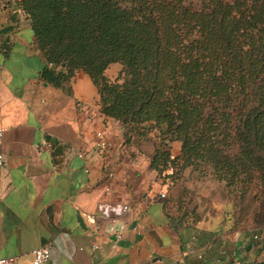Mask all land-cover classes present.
Returning <instances> with one entry per match:
<instances>
[{
  "label": "trees",
  "instance_id": "trees-1",
  "mask_svg": "<svg viewBox=\"0 0 264 264\" xmlns=\"http://www.w3.org/2000/svg\"><path fill=\"white\" fill-rule=\"evenodd\" d=\"M19 6L49 83L60 87L84 71L98 88L102 115L125 127L127 143L160 135L150 167L165 176L163 185L208 165L228 189L257 180L264 189V0H19ZM116 63L123 71L112 81L106 71ZM176 142L182 146L174 157L168 147ZM177 213L180 223L198 224Z\"/></svg>",
  "mask_w": 264,
  "mask_h": 264
},
{
  "label": "crops",
  "instance_id": "crops-1",
  "mask_svg": "<svg viewBox=\"0 0 264 264\" xmlns=\"http://www.w3.org/2000/svg\"><path fill=\"white\" fill-rule=\"evenodd\" d=\"M0 39V256L31 264L32 252L50 245L52 264H246L259 257L262 250L246 246L247 228L176 219L160 197L166 189L150 167V145L127 143L125 127L102 115L88 74L78 71L60 87L44 78L48 64L19 0H0ZM111 66L106 76L114 81L119 69ZM98 131L112 144L103 154ZM114 202L133 207L121 239L100 217Z\"/></svg>",
  "mask_w": 264,
  "mask_h": 264
},
{
  "label": "rangeland",
  "instance_id": "rangeland-1",
  "mask_svg": "<svg viewBox=\"0 0 264 264\" xmlns=\"http://www.w3.org/2000/svg\"><path fill=\"white\" fill-rule=\"evenodd\" d=\"M113 67L119 69L111 73L116 80L122 74L123 65L116 63L111 66ZM151 136V142L147 143L152 153H148L149 151L144 146L149 156L155 150L152 141L155 140L158 144L161 142L158 133L153 132ZM181 146V143L176 142L168 149L176 157L180 154L177 153L178 149L181 152ZM136 147L141 149L139 145ZM164 177L163 175L160 178L162 182L166 180ZM166 183V196L170 205L186 218L198 221V223L205 221L209 227L227 228L230 231L247 228L249 232L245 240L248 250L262 249V251L256 260H245L246 264H264V189L262 181L257 180L252 184L239 182L233 188L228 189L226 183L216 177L213 169L205 165L202 171L191 168L182 170L177 173L175 180H167Z\"/></svg>",
  "mask_w": 264,
  "mask_h": 264
},
{
  "label": "built area",
  "instance_id": "built-area-1",
  "mask_svg": "<svg viewBox=\"0 0 264 264\" xmlns=\"http://www.w3.org/2000/svg\"><path fill=\"white\" fill-rule=\"evenodd\" d=\"M3 47V42L0 39V51ZM2 137H3V130L0 129V146L2 143ZM50 147V145H48ZM96 147L98 153H105L108 151L112 144L110 140L108 139L107 133L105 131H98L96 133ZM83 157V155H81ZM6 161L3 153L0 150V178L2 171L5 167ZM109 178L114 179V174H110ZM107 193H112L111 186L106 187ZM160 197L162 199L166 198V194L162 193L160 194ZM133 211V207L128 203H122V202H114V203H107L103 206L101 210L100 217L102 219H105L109 223V235L115 237L116 239H121L123 237V233L126 229V225L122 223V219L130 214ZM88 219H96V215H87ZM100 247L99 245L95 244L92 246V250L96 251ZM33 259L31 264H52L51 263V246L46 245L42 246L40 248L35 249L32 252ZM17 258L16 257H2L0 256V264H16Z\"/></svg>",
  "mask_w": 264,
  "mask_h": 264
}]
</instances>
